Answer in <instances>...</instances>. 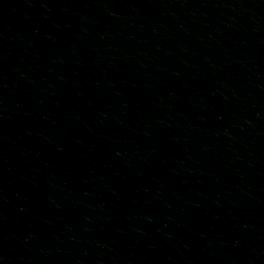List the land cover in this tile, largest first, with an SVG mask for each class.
I'll return each mask as SVG.
<instances>
[{"label":"water","instance_id":"1","mask_svg":"<svg viewBox=\"0 0 264 264\" xmlns=\"http://www.w3.org/2000/svg\"><path fill=\"white\" fill-rule=\"evenodd\" d=\"M0 264H264V0H0Z\"/></svg>","mask_w":264,"mask_h":264}]
</instances>
